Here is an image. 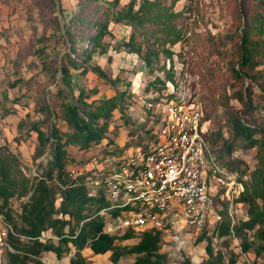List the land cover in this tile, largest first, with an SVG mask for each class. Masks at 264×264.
<instances>
[{"label":"rangeland","instance_id":"1","mask_svg":"<svg viewBox=\"0 0 264 264\" xmlns=\"http://www.w3.org/2000/svg\"><path fill=\"white\" fill-rule=\"evenodd\" d=\"M86 1L89 0H0V147L7 148L18 159L21 170L30 179L41 175L42 166L51 158L48 152L34 160L38 140L31 127L48 117L46 107L60 114L62 99L57 95L58 90L64 89L69 96L68 89L61 84L59 71L62 58L71 52L74 43L67 30L74 33V41L84 31L81 26L75 28L73 20L80 13V5ZM103 1L112 0H97L96 3L107 6ZM130 1L120 0L119 9ZM174 11L181 14L175 25L182 38L174 46L166 44L165 48L172 53L171 59L160 53L159 59L154 61V71L150 72L136 54L127 53L122 46L131 27L110 23V34L103 40L107 53L94 54L85 74L72 72L74 93L77 95L79 88L85 89L90 94V103L125 93L123 109L114 112L111 130L107 133L113 149L144 146L150 142L151 129L159 119L158 104L173 97L181 101L183 97L195 99L204 117H210L202 129L212 135L211 145L220 163L239 181H249L250 172L257 167V150H244L242 144L233 139L228 118L246 110L237 97L248 87L257 109L244 119L264 124V56L261 59L263 64L247 71L249 77L237 78L234 69L238 67L242 24L239 0H180ZM94 66L100 67L107 79L95 74L92 71ZM168 72L180 85L176 91L171 87L174 83ZM156 78L168 83L167 86ZM50 119L57 123L60 131L69 130L60 119ZM42 128L47 130L46 125ZM227 143L233 146L231 152L226 149ZM100 145H93L88 150L68 147L67 170L78 171L93 157L113 155V151L105 152L104 145ZM225 195L220 192L217 201L220 209L228 211ZM24 198L16 197L10 201L11 214L16 221H20ZM236 199L238 197L232 198L231 208L235 226L248 218V206L237 203ZM109 204L118 206L121 202L111 200ZM218 229L219 225L215 231L194 232L187 227L185 231L164 237L161 249L167 254L164 264H183L186 260L192 264H206L209 242L214 254L221 252L225 264L230 257L236 260L235 264H264L263 256H256L258 242L254 239V232H248L252 247L244 252L242 239L235 231L220 238ZM116 233L121 236L125 230ZM120 236L117 243L121 247L136 244L140 237L123 240ZM51 240L56 242L57 238ZM82 253L88 264H112L111 253L95 255L88 249ZM135 259V255L125 256L119 264H134ZM40 261L42 264H69V256L58 260L53 253L47 252L41 255Z\"/></svg>","mask_w":264,"mask_h":264},{"label":"trees","instance_id":"2","mask_svg":"<svg viewBox=\"0 0 264 264\" xmlns=\"http://www.w3.org/2000/svg\"><path fill=\"white\" fill-rule=\"evenodd\" d=\"M179 1L131 0L120 9V0L103 1L107 6L98 5L97 0H89L80 5V13L74 18L73 25L75 28L83 27L85 32L74 41V33L67 30V35L74 43L71 52L62 58L59 71L61 84L68 89L69 96L64 89L58 90L57 95L62 99L60 114L46 107L48 117L31 127L38 140L34 160L48 152L50 160L42 166L41 175L30 179L21 170L18 159L7 148L0 147V211L18 235L8 237L13 251H6L4 264H42L40 257L47 252L53 253L58 260L69 256V264H88L82 253L86 249L95 255L111 253L112 264H119L123 257L132 255L136 256L134 264H164L167 254L161 252L164 240L162 234L127 230L120 236L108 230L110 221L107 219L119 217L124 208L111 207L101 191L92 194L86 186L85 176L73 178L70 175L67 170V148L88 150L106 139L114 112L123 109L125 97V93H120L90 103V94L85 89L79 88L75 95L72 72L85 74L94 54L107 53L103 40L110 34V23L131 27V33L122 40V46L127 53L136 54L145 64V69L147 67L153 72L154 61L159 59L160 53L170 59L172 57L170 50L165 48L166 44L174 46L182 38L181 31L175 25L176 20L181 17L180 13L174 11ZM239 7L242 24L238 43V67L234 72L240 79L241 76L249 77L248 70L252 71L263 64L264 0H239ZM89 30L93 32L86 33ZM78 57L83 59L79 60ZM159 70L162 71L163 67ZM92 71L107 79L100 67L94 66ZM168 73L170 81L174 83V86L171 85L172 89L178 90L180 85ZM156 81L162 82L158 78ZM162 83L166 86L168 84L164 81ZM251 92L250 88L245 87L243 92L238 93L237 98L246 110L228 118L233 139L239 141L244 150H257V167L250 172L249 181H239L243 190L236 199L237 203L248 206V218L239 225L232 226L231 218L223 210V222L217 233L223 238L235 231L242 239V250L248 252L252 247L248 232H254V239L258 242L256 256H263L264 260V124L244 119L245 115H253L257 109ZM51 117L65 122L69 130L60 131ZM209 118V115H205L202 122ZM45 125L46 131L42 128ZM203 137L214 149L211 145L212 135L204 133ZM231 148L233 146L227 143L226 149L231 152ZM16 197H26L21 206L20 221L13 219L10 209V201ZM44 234L53 235L57 241L48 238L41 241L39 238ZM119 236L123 240L140 237L136 244L121 247L117 243ZM206 252L209 255L206 264H225L221 252L214 254L210 242ZM235 263L236 260L230 257L228 264ZM183 264L192 263L186 260Z\"/></svg>","mask_w":264,"mask_h":264},{"label":"built area","instance_id":"3","mask_svg":"<svg viewBox=\"0 0 264 264\" xmlns=\"http://www.w3.org/2000/svg\"><path fill=\"white\" fill-rule=\"evenodd\" d=\"M157 108L159 119L150 142L115 150L112 156L93 157L70 175L85 176L92 194L101 191L108 202H121L118 206L109 204L124 208L109 222L110 232L153 231L166 238L187 227L194 232L215 231L224 218L217 201L220 192L226 194V212L235 225L232 198L239 197L243 187L204 139L200 106L195 99L183 97L182 101L172 98L160 103ZM9 235L18 236L0 213V264H4L6 251H13ZM44 238L56 239L51 234L39 239Z\"/></svg>","mask_w":264,"mask_h":264},{"label":"crops","instance_id":"4","mask_svg":"<svg viewBox=\"0 0 264 264\" xmlns=\"http://www.w3.org/2000/svg\"><path fill=\"white\" fill-rule=\"evenodd\" d=\"M110 130H111V128H110ZM112 142H110L109 140H107V138L106 139H104L102 142H101V145L100 146H102V145H104V149L103 150H105V152H112V151H115V150H124V149H122L121 147H119V149L117 148H112L114 145H112L111 144ZM125 145V144H124ZM122 146V145H121ZM115 147H117V146H115Z\"/></svg>","mask_w":264,"mask_h":264}]
</instances>
